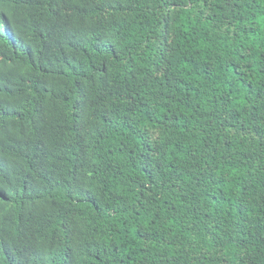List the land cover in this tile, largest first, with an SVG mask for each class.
I'll return each instance as SVG.
<instances>
[{
	"label": "trees",
	"instance_id": "trees-1",
	"mask_svg": "<svg viewBox=\"0 0 264 264\" xmlns=\"http://www.w3.org/2000/svg\"><path fill=\"white\" fill-rule=\"evenodd\" d=\"M0 264H264V0H0Z\"/></svg>",
	"mask_w": 264,
	"mask_h": 264
}]
</instances>
